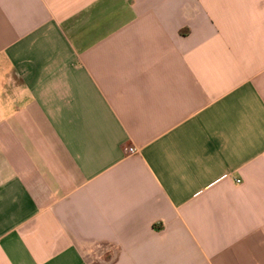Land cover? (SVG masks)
<instances>
[{
    "label": "crops",
    "instance_id": "0c3cea01",
    "mask_svg": "<svg viewBox=\"0 0 264 264\" xmlns=\"http://www.w3.org/2000/svg\"><path fill=\"white\" fill-rule=\"evenodd\" d=\"M0 264H264V0H0Z\"/></svg>",
    "mask_w": 264,
    "mask_h": 264
},
{
    "label": "built area",
    "instance_id": "2783aa9c",
    "mask_svg": "<svg viewBox=\"0 0 264 264\" xmlns=\"http://www.w3.org/2000/svg\"><path fill=\"white\" fill-rule=\"evenodd\" d=\"M127 152H128V153H134V152H136V148H135L134 146H129V147L127 148ZM237 181H239V180H237Z\"/></svg>",
    "mask_w": 264,
    "mask_h": 264
}]
</instances>
